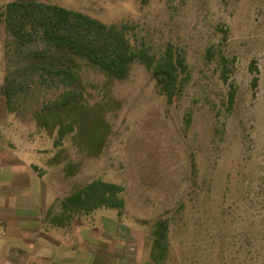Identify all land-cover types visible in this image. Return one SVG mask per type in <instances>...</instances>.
Segmentation results:
<instances>
[{
  "label": "rangeland",
  "instance_id": "1",
  "mask_svg": "<svg viewBox=\"0 0 264 264\" xmlns=\"http://www.w3.org/2000/svg\"><path fill=\"white\" fill-rule=\"evenodd\" d=\"M39 1L108 24H136L155 45L183 46L193 73L182 97L167 107L143 65L133 64L123 80L88 65L79 81L84 96L63 115L74 121V133L49 159L52 169L64 160L67 179L58 199L94 179L117 183L124 187V234L149 235L140 220L171 218L166 264H264V0ZM220 28L228 30L226 41ZM217 44L236 58L230 112L227 87L204 58L206 47ZM252 60L257 73L248 69ZM61 92L35 89L30 111ZM20 121L32 126L43 151L55 150V134L39 131L31 112ZM74 235L93 246L101 241L94 228ZM129 245L126 251L135 250Z\"/></svg>",
  "mask_w": 264,
  "mask_h": 264
},
{
  "label": "trees",
  "instance_id": "2",
  "mask_svg": "<svg viewBox=\"0 0 264 264\" xmlns=\"http://www.w3.org/2000/svg\"><path fill=\"white\" fill-rule=\"evenodd\" d=\"M0 31L4 34L2 95L6 109L22 120L31 112L39 130L49 136L55 134L54 146L74 133V121H68L67 115H63L72 103L83 98L79 81L88 65L117 80L127 78L133 64L143 65L167 107L182 97L193 77L183 46L170 40L155 45L139 35L136 24L128 21L104 23L51 2L13 0L0 5ZM220 32L222 41H226L228 30L220 28ZM204 58L207 63L215 64L218 78L227 87L225 110L232 111L237 92L232 80L236 58L227 56L222 44L206 47ZM248 69L250 73L258 72L254 60ZM256 85L257 78L253 77L251 87ZM52 88H61L62 92L30 111V97L35 89ZM192 115V109L185 112V128L191 123ZM190 166L193 170V161ZM123 192L120 184L91 180L59 201L61 211L53 217L54 224L101 208L115 210L120 218L125 212ZM181 208L180 204L176 211ZM139 222L150 226V259L154 264H165L170 252L171 218Z\"/></svg>",
  "mask_w": 264,
  "mask_h": 264
},
{
  "label": "crops",
  "instance_id": "3",
  "mask_svg": "<svg viewBox=\"0 0 264 264\" xmlns=\"http://www.w3.org/2000/svg\"><path fill=\"white\" fill-rule=\"evenodd\" d=\"M7 2L0 0V5ZM0 43V264H154L149 257L151 237L124 234V222L115 210L101 208L54 224L63 198L58 199V191L67 178L64 160L57 161L56 169L50 160L63 141L55 150L43 151L31 137L32 126L8 113ZM80 228H94L101 241L94 246L81 241L74 235ZM129 244L135 250L126 251Z\"/></svg>",
  "mask_w": 264,
  "mask_h": 264
},
{
  "label": "built area",
  "instance_id": "4",
  "mask_svg": "<svg viewBox=\"0 0 264 264\" xmlns=\"http://www.w3.org/2000/svg\"><path fill=\"white\" fill-rule=\"evenodd\" d=\"M37 142L39 143V140H35V143H37ZM40 143H41V142H40Z\"/></svg>",
  "mask_w": 264,
  "mask_h": 264
}]
</instances>
